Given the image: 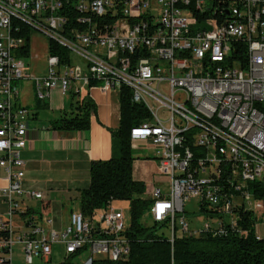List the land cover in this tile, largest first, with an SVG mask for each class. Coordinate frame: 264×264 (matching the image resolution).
Returning a JSON list of instances; mask_svg holds the SVG:
<instances>
[{"label": "built area", "instance_id": "2783aa9c", "mask_svg": "<svg viewBox=\"0 0 264 264\" xmlns=\"http://www.w3.org/2000/svg\"><path fill=\"white\" fill-rule=\"evenodd\" d=\"M32 29L69 53L66 61L48 52L43 76L28 74L22 59ZM76 56L84 66L71 61ZM23 79L34 80L40 100L55 89L80 94L93 81L106 93L131 89L149 113L132 128L131 146L156 148L158 172L167 178L146 187L149 215L171 227V242L178 229L190 236L240 231L241 208L262 215L263 201L248 187H264V0H0V167L8 182L0 232H9L3 247L10 252L19 242L25 264L50 260L55 245L64 248L67 264H81L70 259L84 251L89 264L96 254L127 258L131 224L114 200L90 214L72 210L64 228L51 215H28V231L14 237L27 203L47 199L25 184L29 111L17 85ZM192 200L199 211L208 202L217 215L192 227L186 210ZM255 233L264 239L257 225ZM0 264L11 258L0 256Z\"/></svg>", "mask_w": 264, "mask_h": 264}, {"label": "trees", "instance_id": "16d2710c", "mask_svg": "<svg viewBox=\"0 0 264 264\" xmlns=\"http://www.w3.org/2000/svg\"><path fill=\"white\" fill-rule=\"evenodd\" d=\"M30 37L23 51L25 57L30 53ZM49 53L66 57L68 50L54 41H49ZM92 85H99L93 81ZM78 95L77 93H74ZM121 119L119 127L112 129V157L109 160L93 161L90 167V183L80 191L78 209L90 214L104 209L112 200L129 201L131 214V253L127 258L112 260L99 257L93 264H264V239L256 238L257 217L253 210H239L240 231L229 230L226 235L202 234L190 236L175 233L174 241L159 232L167 227L154 221L152 226L145 224L144 217L149 214L153 200L145 196L146 184L133 176L137 157L131 146V130L149 119L145 106L132 100L131 89L124 85L119 93ZM41 100L38 99V103ZM42 107V106H40ZM96 104L86 96L74 103L73 112L65 114L52 122L59 131H85L91 126V117L96 114ZM255 199L263 201L264 187L257 182L249 184ZM200 214L215 217L217 210L205 202ZM35 214L31 209L23 216ZM202 220V218H201ZM195 227V220L191 221ZM9 238V232H0V239Z\"/></svg>", "mask_w": 264, "mask_h": 264}, {"label": "crops", "instance_id": "0c3cea01", "mask_svg": "<svg viewBox=\"0 0 264 264\" xmlns=\"http://www.w3.org/2000/svg\"><path fill=\"white\" fill-rule=\"evenodd\" d=\"M26 72L33 74L29 64ZM17 85L19 102L29 111L27 145L23 150L25 184L43 191L47 198L44 202L30 201L27 206L35 214L53 216L55 227L64 228L69 224L70 212L76 209L74 204L79 203L80 191L90 183L91 163L112 157L111 130L119 127L121 119L119 94L115 91L106 93L99 85L84 88L78 95L73 91L63 94L60 89H55L51 97L38 103L33 79H23ZM86 96L92 98L97 108L89 130L59 131L52 127L54 120L73 112L74 103ZM141 146V153L134 162L133 176L146 186H160L163 180L158 172V151L145 142ZM7 183L6 172L0 167V214L3 216H6L7 204L1 192ZM24 218L22 214L16 217L14 237L28 231ZM3 245L0 239V256L11 258L14 264V255L17 254L22 264L21 244L15 243L10 252Z\"/></svg>", "mask_w": 264, "mask_h": 264}, {"label": "rangeland", "instance_id": "374dc122", "mask_svg": "<svg viewBox=\"0 0 264 264\" xmlns=\"http://www.w3.org/2000/svg\"><path fill=\"white\" fill-rule=\"evenodd\" d=\"M30 53L28 57L22 58L24 61H26L27 64L31 66V71L33 74H36L37 76H43L46 71H47V56H48V46H49V41L48 38L32 29L30 33ZM69 55H67L65 58L67 59ZM68 61V59L66 60ZM72 62L79 63L81 65H85L84 59L76 56L72 58ZM159 115L166 119L169 116V112L167 110H159ZM142 149H136L134 150V155L136 157L139 156L141 153ZM162 179L166 180L167 178L163 177ZM151 184H148L150 186ZM114 205H116L118 208H122L124 211V216H125V224L126 226H130L131 223V214H130V204L129 201H115L114 200ZM235 205H241L242 201H235ZM74 207L78 209V203L74 204ZM45 213H47V210L43 209ZM186 210H187V218L191 222L195 220L196 226H201L206 220L207 217L205 214H200L199 212V204L197 203L196 200H192L186 205ZM256 217H257V230L264 236V218L261 215L260 211H256ZM202 218V220H201ZM145 224L148 226H152L154 224V221L152 220L151 215H147L146 218L144 217ZM170 229L171 227H164L163 229L161 228L159 232H162L169 236L170 238ZM177 233H181V230L178 229ZM22 252V251H21ZM80 255V254H79ZM76 255L75 257H72L70 261L74 262H80L81 264H89L87 262V259L89 258V252L84 251L81 256ZM100 255L96 254L94 255V258H99ZM22 264H25L24 262V257L22 253ZM69 261L66 259L65 255V250L62 246L60 245H55L54 246V251L53 255L51 256L50 260H45L44 258H35V263L34 264H67ZM14 264H21V262L18 259V255H14Z\"/></svg>", "mask_w": 264, "mask_h": 264}]
</instances>
